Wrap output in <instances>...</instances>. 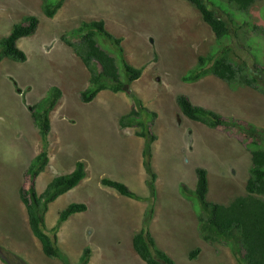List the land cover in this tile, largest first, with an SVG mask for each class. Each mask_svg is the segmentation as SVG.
<instances>
[{
  "label": "rangeland",
  "instance_id": "1",
  "mask_svg": "<svg viewBox=\"0 0 264 264\" xmlns=\"http://www.w3.org/2000/svg\"><path fill=\"white\" fill-rule=\"evenodd\" d=\"M227 10L225 14L218 8L221 16L233 21L231 29L237 26L230 41L215 38L187 0H64L51 18L42 13L40 0H0V39L23 15L38 17L35 31L17 41L26 60L4 57L0 61V247L6 257L17 255L29 264H62L42 255L18 195L19 188L30 183L25 170L42 145L28 104L56 85L62 95L49 111V160L36 176L35 188L41 192L54 175L72 170L77 160L84 162L85 178L51 202L45 214L51 228L69 203L86 204L57 231V245L70 264L79 261L85 247L90 248L87 264H146L131 242L149 203L148 228L155 244L178 264H239L228 245L201 238L199 203L179 190L181 183L194 188L195 169L202 167L208 176V201L227 203L243 194L253 145L237 127L211 128L187 118L176 103L177 94H186L193 103L239 124L264 128V77L258 89L229 85L212 74L193 82L181 78L199 56L223 46L231 47L228 55L237 63L264 62L263 34L238 27L240 17ZM263 10L264 0H256L245 16L264 29ZM93 19H102L105 28L121 39L125 60L143 69L124 91L102 90L83 102L79 94L88 84L89 73L68 41H79L75 29L82 20ZM95 38L118 63L113 41L99 34ZM129 93L148 111L139 109ZM132 107L139 109L145 128L119 125V117ZM140 131L148 136L137 134ZM148 141L156 176L150 202L143 155ZM103 177L123 182L140 198L104 186ZM196 247L199 252L189 257Z\"/></svg>",
  "mask_w": 264,
  "mask_h": 264
},
{
  "label": "trees",
  "instance_id": "2",
  "mask_svg": "<svg viewBox=\"0 0 264 264\" xmlns=\"http://www.w3.org/2000/svg\"><path fill=\"white\" fill-rule=\"evenodd\" d=\"M62 1L42 0L43 13L47 17L54 16ZM187 1L197 8L202 19L209 25L218 40L225 38L230 41L233 36L231 30L234 33L237 27L231 29L233 21L221 16L218 8L225 14L228 13L227 8L232 9L236 13L235 17H240L238 18L240 19L238 27L243 26L247 32L252 30L256 35L260 30L263 34L261 37L264 38V29L249 21L245 16L256 0ZM37 23L38 19L35 15H27L22 18L21 22L12 25L10 31L0 39V61L4 57L16 61L26 59L25 52L17 46V40L32 34ZM75 33L80 35L79 41H68V45L81 58L89 72L88 84L79 94L81 101H91L99 91L104 89L112 92L123 91L127 83L139 78L143 68L134 67L124 59L120 45L121 39L114 37L105 28L102 19L82 20L75 29ZM96 34L112 40L117 46L118 63H116L115 57L98 44L95 38ZM229 50L231 51V47L223 46V49L213 54L199 56L195 66L182 75V80L191 82L207 74H212L229 85H247L258 89L260 79L264 77V62L254 60L252 64H249L243 60L237 63L228 55ZM61 95V89L52 85L45 96L31 105L28 104L31 119L38 130L42 145L40 152L31 159L25 170L30 183L27 188H19L18 194L25 206L31 232L40 242L43 253L48 257L58 258L62 264H70L57 245V231L71 215L84 211L86 204L83 202L69 203L59 212L56 222L51 228L46 226L45 214L51 202L76 186L85 177L84 162L77 160L71 171L53 176L41 192H37L35 188V178L44 170L49 160V111L56 105ZM129 96L133 101H136L139 109L148 111L139 99L134 98L133 94L129 93ZM175 99L179 109L187 118L211 128L231 125L237 127L249 139V144L253 145L250 150L251 163L245 184V194L236 196L228 204L208 201L206 199L207 172L202 167L195 169L194 188H188L181 183L179 190L186 198L195 197L199 203V206L196 207L197 229L203 240L209 243L218 242L228 245L239 264H264V128L248 123L239 124L232 118L227 119L211 109L194 104L183 93L177 94ZM139 109L132 107L128 113L121 115L118 120L119 125L121 127L143 125L145 128L144 123L140 121ZM137 134L148 136L144 131L137 132ZM150 137L152 140L155 138L151 134ZM146 145L143 155L144 167L148 174L146 183L151 194V198L148 200L150 202L155 192L156 176L150 164V142L148 141ZM101 183L115 189L121 195L140 198L123 182L103 177ZM146 211L140 229L132 237L133 249L146 264H178L164 250L156 246L154 237L148 228L152 203L148 204ZM198 252L199 247H196L190 252L189 257H195ZM89 256L90 248L85 247L76 264H87ZM0 259L6 264H29L17 255L9 259L4 255L2 247H0Z\"/></svg>",
  "mask_w": 264,
  "mask_h": 264
},
{
  "label": "clouds",
  "instance_id": "3",
  "mask_svg": "<svg viewBox=\"0 0 264 264\" xmlns=\"http://www.w3.org/2000/svg\"><path fill=\"white\" fill-rule=\"evenodd\" d=\"M40 2H41V11H42V13H43V10H42V0H40ZM63 3H64V0L62 1L61 6L63 5ZM61 6H60V7H61ZM58 10H59V9H58ZM58 10H57V11H58ZM198 12H199V11H198ZM56 13H57V12H56ZM56 13H55V14H56ZM43 14H44V13H43ZM55 14H54V15H55ZM27 15H34V14H25V15H23V17H24V16H27ZM44 15H45V14H44ZM200 15H201V14H200ZM35 16H36V15H35ZM45 16H46V15H45ZM23 17H22V18H23ZM52 17H53V16H52ZM22 18H21L20 22L22 21ZM48 18H51V17H48ZM37 19H38V17H37ZM203 21H204V20H203ZM204 22H205V21H204ZM205 23H206V22H205ZM206 24H207V23H206ZM207 25H208V24H207ZM208 26H209V25H208ZM77 27H78V26H77ZM11 28H12V27H11ZM211 31H212V30H211ZM30 35H31V34H30ZM27 36H29V35H27ZM23 37H25V36H23ZM19 39H20V38H19ZM19 39H18V40H19ZM18 40H17V41H18ZM17 46H18V45H17ZM18 47H19V46H18ZM19 48H20V47H19ZM20 49H21V48H20ZM21 50H22V49H21ZM23 51H24V50H23ZM24 52H25V51H24ZM25 54H26V52H25ZM76 55H77V54H76ZM77 56H78V55H77ZM26 57H27V56H26ZM78 57H79V56H78ZM123 57H124V56H123ZM79 58H80V57H79ZM124 59H125V58H124ZM25 60H26V59H25ZM25 60H24V61H25ZM80 60H81V58H80ZM81 61H82V60H81ZM82 63H83V62H82ZM130 65H131V64H130ZM132 66H133V65H132ZM88 73H89V72H88ZM141 74H142V73H141ZM207 75H209V74H207ZM140 76H141V75H140ZM140 76H139V77H140ZM205 76H206V75H205ZM88 79H89V78H88ZM137 79H138V78H137ZM137 79H135V80H137ZM133 81H134V80H133ZM131 82H132V81H131ZM192 82H193V81H192ZM129 83H130V82H129ZM129 83H127V84H129ZM127 84L125 85V87L127 86ZM51 86H52V85H51ZM55 86H56V85H55ZM82 90H83V89H82ZM104 90H108V89H104ZM101 91H102V90H101ZM123 91H124V90H123ZM99 92H100V91H99ZM118 92H119V91H118ZM96 95H97V94H96ZM194 104H195V103H194ZM28 110H29V109H28ZM180 111H181V110H180ZM29 112H30V111H29ZM182 114H183V113H182ZM183 115H184V114H183ZM30 116H31V115H30ZM119 118H120V117H119ZM118 120H119V119H118ZM32 122H33V121H32ZM33 124H34V123H33ZM34 126H35V125H34ZM35 127H36V126H35ZM126 127H132V126H126ZM122 128H124V127H122ZM250 150H251V149H249V153H250ZM250 163H251V162H250ZM74 165H75V164H74ZM249 166H250V165H249ZM248 169H249V168H248ZM70 171H71V170H70ZM68 172H69V171H68ZM206 172H207V171H206ZM65 173H66V172H65ZM60 174H61V173H60ZM56 175H57V174H56ZM37 176H38V175H37ZM54 176H55V175H54ZM84 178H85V177H84ZM247 178H248V175H247ZM247 178H246V180H247ZM207 179H208V176H207ZM207 181H208V180H207ZM245 184H246V182H245ZM244 190H245V187H244ZM207 191H208V190H207ZM206 194H207V193H206ZM243 194H245V192H244ZM243 194H240V195H243ZM61 195H62V194H61ZM238 196H239V195H238ZM184 197H185V196H184ZM235 197H236V196H235ZM235 197H233V198H235ZM185 198H186V197H185ZM233 198H232V199H233ZM56 199H57V198H56ZM206 199H207V198H206ZM230 201H231V200H230ZM230 201H229V202H230ZM212 202H214V201H212ZM229 202H227V203H220V204H228ZM216 203H219V202H216ZM197 230H198V229H197ZM131 243H132V242H131ZM132 247H133V246H132Z\"/></svg>",
  "mask_w": 264,
  "mask_h": 264
},
{
  "label": "crops",
  "instance_id": "4",
  "mask_svg": "<svg viewBox=\"0 0 264 264\" xmlns=\"http://www.w3.org/2000/svg\"><path fill=\"white\" fill-rule=\"evenodd\" d=\"M18 195H19V194H18ZM19 198H20V197H19ZM21 202H22V201H21ZM75 214H77V213H75ZM68 219H70V217H69ZM68 219H67V220H68ZM27 220H28V218H27ZM67 220H66V221H67ZM45 223H46V220H45ZM63 223H64V222H63ZM28 225H29V224H28ZM46 226L48 227L47 224H46ZM60 227H61V226H60ZM29 228H30V227H29ZM61 230H62V228H61V229L59 228V230H58L59 233H60ZM30 231H31V229H30ZM31 233H32V232H31ZM57 236H58V235H57ZM33 237H35V236L33 235ZM35 238H36V237H35ZM35 238H34V239H35ZM36 239H37V238H36ZM37 240H38V239H37ZM57 242H58V239H57ZM39 243H40V242H39ZM39 245H40V247H41V244H39ZM41 251H42V248H41ZM43 254H44V253H43V251H42V255H43ZM45 257H47V258H49V259H58V258L48 257V256H46V255H45ZM27 258H28V257H27ZM29 260H30V259H29ZM30 262H31V261H30ZM88 262H89V261H88ZM0 264H3V262H2L1 259H0ZM31 264H32V262H31Z\"/></svg>",
  "mask_w": 264,
  "mask_h": 264
}]
</instances>
